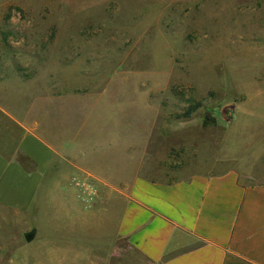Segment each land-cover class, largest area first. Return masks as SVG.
<instances>
[{
    "label": "rangeland",
    "instance_id": "1",
    "mask_svg": "<svg viewBox=\"0 0 264 264\" xmlns=\"http://www.w3.org/2000/svg\"><path fill=\"white\" fill-rule=\"evenodd\" d=\"M0 106L67 148L89 198L264 174V0H0ZM103 197L102 264H144L104 251L121 202Z\"/></svg>",
    "mask_w": 264,
    "mask_h": 264
},
{
    "label": "crops",
    "instance_id": "2",
    "mask_svg": "<svg viewBox=\"0 0 264 264\" xmlns=\"http://www.w3.org/2000/svg\"><path fill=\"white\" fill-rule=\"evenodd\" d=\"M38 127L0 106V264H102L94 222L108 212L103 196L80 194L67 148ZM254 174L227 168L169 184L139 178L120 197L106 183L103 198H120L121 214L104 251L126 261L136 254L144 264H264V174Z\"/></svg>",
    "mask_w": 264,
    "mask_h": 264
},
{
    "label": "trees",
    "instance_id": "3",
    "mask_svg": "<svg viewBox=\"0 0 264 264\" xmlns=\"http://www.w3.org/2000/svg\"><path fill=\"white\" fill-rule=\"evenodd\" d=\"M200 107V105H196L194 107H191V109L185 113L184 115H179L177 118L178 119H187L189 118L198 108Z\"/></svg>",
    "mask_w": 264,
    "mask_h": 264
},
{
    "label": "water",
    "instance_id": "4",
    "mask_svg": "<svg viewBox=\"0 0 264 264\" xmlns=\"http://www.w3.org/2000/svg\"><path fill=\"white\" fill-rule=\"evenodd\" d=\"M34 238H35V232L34 231L26 235V240L28 242L32 241Z\"/></svg>",
    "mask_w": 264,
    "mask_h": 264
}]
</instances>
